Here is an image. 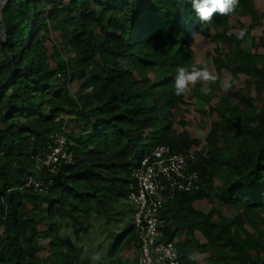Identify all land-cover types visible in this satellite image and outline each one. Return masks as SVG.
<instances>
[{"label": "trees", "instance_id": "16d2710c", "mask_svg": "<svg viewBox=\"0 0 264 264\" xmlns=\"http://www.w3.org/2000/svg\"><path fill=\"white\" fill-rule=\"evenodd\" d=\"M2 1L0 264H82L93 217L104 219L94 240L103 236L109 264H122L124 247L138 250L132 169L159 146L200 144L175 132L186 93L173 94L178 67L204 68L197 36L230 48H214L212 92L223 69L245 80L213 104L203 82L192 86L215 119L190 163L199 190L163 205L165 239L177 240L182 264H199L194 253L202 264H264V38L246 49L250 31L227 36L232 17L257 18L256 0L207 23L186 0ZM59 136L72 161L49 173L40 162ZM29 178L45 189L22 188Z\"/></svg>", "mask_w": 264, "mask_h": 264}, {"label": "built area", "instance_id": "2783aa9c", "mask_svg": "<svg viewBox=\"0 0 264 264\" xmlns=\"http://www.w3.org/2000/svg\"><path fill=\"white\" fill-rule=\"evenodd\" d=\"M194 153H179L169 146H159L132 169L135 185L128 201L134 208L132 223L139 244L137 264H182L176 243L165 239L166 222L161 210L177 194H192L199 190V175L190 170ZM71 161L65 140L59 136L40 164L45 171L54 173L61 163L71 164ZM22 188L41 191L45 184L29 178Z\"/></svg>", "mask_w": 264, "mask_h": 264}, {"label": "rangeland", "instance_id": "374dc122", "mask_svg": "<svg viewBox=\"0 0 264 264\" xmlns=\"http://www.w3.org/2000/svg\"><path fill=\"white\" fill-rule=\"evenodd\" d=\"M3 2L4 1L0 0V8ZM255 5L258 15L257 18L251 16L240 18L232 17L230 20V25L227 28V36L238 34V30L243 28L247 29V33L250 31V33L245 37L246 49L249 48L251 40H253L255 44L258 43L260 38H264V0H256ZM223 30L224 29L214 30L212 31L211 35H213L214 33L219 35L221 32H223ZM2 35L3 32L0 25V39ZM215 47L221 50L223 53H228L230 49L229 46L220 39H218L215 43H212L209 38L199 36L195 37L193 46L194 62L206 68L211 75H214L215 69L213 65ZM244 80V76H233L231 75L229 70L223 69L221 71L219 90H214L210 94L211 104L217 102L222 97V94L226 92L229 85H231L233 88H238L242 86ZM191 95L192 86H189V90L185 94V104L181 105L179 109L175 111V120L177 123L175 132L180 133L181 131L185 130V132L188 134L189 139L197 140L198 143H200L199 146H193L191 150L194 152H198L204 145L205 138L210 129V124L215 119V117H210V115L207 114V106L191 99ZM178 121H183V128L180 126ZM211 206V203L199 201L195 203L194 208L207 213L210 211ZM221 212H224V210H222ZM103 220L104 219L97 217H93L91 219L90 234L88 235V237L83 238L82 247L78 248L79 258L82 264H92V262L90 261V257L94 255L100 256V254L101 260L99 262H96V264H109L105 259V253L107 252L108 246H106L107 243H105L103 236H99L98 239L94 240L97 237L96 229L98 231L101 230L99 226L103 223ZM93 241L95 244L91 246L90 243H92ZM175 242H177V240H175ZM97 248L100 252H97ZM205 256L206 255L194 253L191 257L194 261L202 264L201 260L202 258H205ZM121 259L122 264H136L138 259V250L130 246L124 247V252Z\"/></svg>", "mask_w": 264, "mask_h": 264}, {"label": "clouds", "instance_id": "9594fccd", "mask_svg": "<svg viewBox=\"0 0 264 264\" xmlns=\"http://www.w3.org/2000/svg\"><path fill=\"white\" fill-rule=\"evenodd\" d=\"M186 2L191 4V8L198 20L207 23L211 21L215 13H219L222 16L232 14L239 0H186ZM246 34V28L239 29L237 39H244ZM215 79L206 68L192 67L189 69L183 66L178 67L173 81V94L181 97L189 90V86H195L198 82H203L205 86L200 88V93L207 96L212 92V88L208 85L213 83ZM100 260L101 257L99 255L90 257L92 264H96Z\"/></svg>", "mask_w": 264, "mask_h": 264}, {"label": "water", "instance_id": "95a60500", "mask_svg": "<svg viewBox=\"0 0 264 264\" xmlns=\"http://www.w3.org/2000/svg\"><path fill=\"white\" fill-rule=\"evenodd\" d=\"M5 2L2 3V5L4 4Z\"/></svg>", "mask_w": 264, "mask_h": 264}]
</instances>
